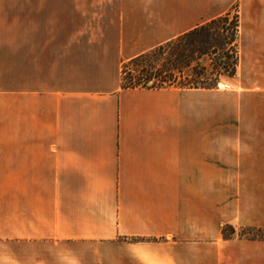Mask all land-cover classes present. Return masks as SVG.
Masks as SVG:
<instances>
[{
  "label": "crops",
  "instance_id": "1",
  "mask_svg": "<svg viewBox=\"0 0 264 264\" xmlns=\"http://www.w3.org/2000/svg\"><path fill=\"white\" fill-rule=\"evenodd\" d=\"M67 1L105 23L19 27L0 0V264H264V239L222 233L264 229L258 126L211 120L212 88L123 85L132 59L241 2L264 49V0Z\"/></svg>",
  "mask_w": 264,
  "mask_h": 264
},
{
  "label": "rangeland",
  "instance_id": "2",
  "mask_svg": "<svg viewBox=\"0 0 264 264\" xmlns=\"http://www.w3.org/2000/svg\"><path fill=\"white\" fill-rule=\"evenodd\" d=\"M53 3H57V0ZM69 3H71V1L69 2L64 0L65 15L52 16L43 9L42 0H18V10L16 14L17 23L19 27L27 25L42 26L45 24H59L67 27V29L64 30H68L73 26L105 23L103 18L96 19L79 16L77 14H73L72 11H67L69 9ZM256 11L260 13L261 9L256 8V6L251 7L249 2H241L233 8V13L239 12L238 14L241 15L243 28L245 29L243 40L239 48L240 61L235 76H222L219 79V87L223 89H217L218 82L214 88L210 89V105L211 120L242 121L243 123L245 122V124L251 123L254 127L258 126V129H248V131H257L259 142L263 143L264 135L262 136L261 133H264V49H254L252 47L249 32L250 13H255ZM71 34L72 33L69 31H63L60 34H48L44 32H18L12 35L17 36V39L20 41L25 39H49L48 37L55 35H59L60 39H68ZM10 36L11 34L7 33L3 34L2 37L3 39L8 40ZM165 57V55L160 56L150 54L140 61L128 64V70H126V73L128 74L129 71V73L132 76L134 75L137 77V79L151 77L150 80H152L153 83L149 84V80L147 82V85L149 86L153 85L155 82L157 85H161V82L159 81L160 78L156 77V74L162 68ZM2 78L3 79L0 81V88L8 89V73H3ZM258 167L263 168V165L259 162ZM251 179L253 178H242L243 181H246L243 183L246 184L243 188L246 187L247 190L249 189ZM257 179L263 180L264 182V177H259ZM247 193L249 194V192ZM231 225L235 228L234 236L238 234V236L247 239L251 238L253 233L256 234V231H252L250 234L248 231L247 233V229L245 228L251 227Z\"/></svg>",
  "mask_w": 264,
  "mask_h": 264
},
{
  "label": "trees",
  "instance_id": "3",
  "mask_svg": "<svg viewBox=\"0 0 264 264\" xmlns=\"http://www.w3.org/2000/svg\"><path fill=\"white\" fill-rule=\"evenodd\" d=\"M241 21L238 13L228 12L216 17L178 37L132 59L123 66V85L126 87L149 86L151 79H137L129 71L128 64L142 60L150 54L166 56L162 68L156 74L161 85L178 88H214L222 76L233 77L240 61L239 44ZM189 71V72H188ZM244 229V228H243ZM256 231L251 238L264 239V229L245 228ZM245 231V230H244ZM226 239L232 238L235 228L226 224L222 229ZM246 233V232H245Z\"/></svg>",
  "mask_w": 264,
  "mask_h": 264
},
{
  "label": "water",
  "instance_id": "4",
  "mask_svg": "<svg viewBox=\"0 0 264 264\" xmlns=\"http://www.w3.org/2000/svg\"><path fill=\"white\" fill-rule=\"evenodd\" d=\"M152 83H153V81H152V80H150V81H149V84H152ZM219 83H220V82H218V87H219Z\"/></svg>",
  "mask_w": 264,
  "mask_h": 264
},
{
  "label": "bare ground",
  "instance_id": "5",
  "mask_svg": "<svg viewBox=\"0 0 264 264\" xmlns=\"http://www.w3.org/2000/svg\"><path fill=\"white\" fill-rule=\"evenodd\" d=\"M219 85H220V83H219Z\"/></svg>",
  "mask_w": 264,
  "mask_h": 264
}]
</instances>
